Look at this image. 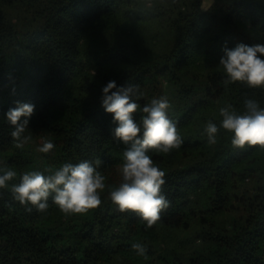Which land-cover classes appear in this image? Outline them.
Returning a JSON list of instances; mask_svg holds the SVG:
<instances>
[{"label": "trees", "instance_id": "obj_1", "mask_svg": "<svg viewBox=\"0 0 264 264\" xmlns=\"http://www.w3.org/2000/svg\"><path fill=\"white\" fill-rule=\"evenodd\" d=\"M203 2L0 0V161L17 172L11 183L96 159L120 183L126 146L101 104L109 81L139 86L141 107L166 96L183 137L169 155L150 152L170 207L148 230L107 192L100 208L65 219L51 198L47 213L28 212L0 189V264H264V149L235 148L223 129L214 145L203 135L221 107L264 108V88L225 86L219 66L225 47L264 45V0ZM17 101L34 105L23 149L6 119ZM44 139L56 145L48 154L36 151Z\"/></svg>", "mask_w": 264, "mask_h": 264}, {"label": "clouds", "instance_id": "obj_2", "mask_svg": "<svg viewBox=\"0 0 264 264\" xmlns=\"http://www.w3.org/2000/svg\"><path fill=\"white\" fill-rule=\"evenodd\" d=\"M223 52L219 66L226 77L225 86L239 82L249 88H264V45L240 43L232 49L225 47ZM142 97L137 85L117 87L115 81H109L102 88V107L115 125L112 134L126 146L118 185L107 182V177L99 170L102 163L99 159L65 163L55 171L46 169L48 174L26 171L18 183H11L17 172L0 161V189L9 190L12 200L25 206L28 212L35 209L38 213H47L51 198L65 219L100 208L102 194L107 192L119 212L136 214L145 230L151 229L161 219V213L170 207V201L162 191L165 172L150 152L169 155L181 147L183 137L176 122L169 117L171 104L166 96L153 98L141 107L138 101ZM244 107L243 113H238L231 105L219 108V123L208 120L203 127L207 143L216 144L223 129L231 133V144L235 148L259 146L264 149V108L253 99H246ZM33 112L34 105L17 101L16 107L6 113L16 148L23 149L33 140L31 135H26ZM138 112L141 113L139 120L134 118ZM55 147L52 140L44 139L36 151L48 154ZM131 248L138 256L147 258V249L141 243H133Z\"/></svg>", "mask_w": 264, "mask_h": 264}, {"label": "rangeland", "instance_id": "obj_3", "mask_svg": "<svg viewBox=\"0 0 264 264\" xmlns=\"http://www.w3.org/2000/svg\"><path fill=\"white\" fill-rule=\"evenodd\" d=\"M210 1H211V0H204L203 5H204V6L209 5Z\"/></svg>", "mask_w": 264, "mask_h": 264}]
</instances>
